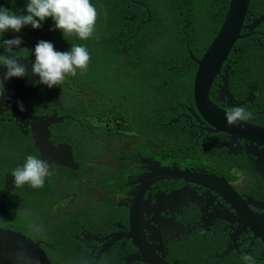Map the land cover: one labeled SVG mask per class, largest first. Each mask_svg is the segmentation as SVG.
<instances>
[{
    "label": "trees",
    "instance_id": "obj_1",
    "mask_svg": "<svg viewBox=\"0 0 264 264\" xmlns=\"http://www.w3.org/2000/svg\"><path fill=\"white\" fill-rule=\"evenodd\" d=\"M91 2L98 15L94 35L87 40L80 41L74 36L63 39L54 30L50 18L40 27L44 40L51 42L56 50L66 51L73 44H83L89 52L86 71L78 70L72 76L75 106L70 114L72 120H77L74 133L70 141L62 139L73 148L78 168H55L42 187L18 186L4 200L5 178L12 176L17 161H7L2 156L11 152L0 143V227L39 243L51 264H71L74 233L63 221L70 218L80 225L89 214L94 220L97 216L107 218L113 212L112 202L129 190L128 179L137 172L133 152L141 150L133 143L140 126L156 118L164 125L179 116L181 106L194 108L192 83L197 65L191 56L200 58L215 39L230 0ZM24 4L25 0H0V6L17 14H23ZM250 12L264 16V0H253ZM23 29L27 37L35 31L30 27ZM257 30L264 28L260 26ZM257 37L264 43V38ZM251 39L237 42L242 51L236 55L247 57L252 55V49L260 51V42ZM253 58L258 60L256 56ZM181 93L188 96V101H183ZM171 107L175 108L174 112ZM160 129L163 134L168 130ZM10 130H16L13 123L7 119L0 122V135ZM26 138L32 141L30 135ZM105 149L111 150L110 159L96 161ZM17 188L24 189L28 195L14 198ZM92 190H97L99 195L91 194ZM84 193L87 198L83 200ZM75 197L82 201L80 210L68 212L55 208ZM86 205L92 210L84 209ZM190 254L197 256L199 252L192 248L179 257V263L188 264ZM168 260L172 263V259ZM89 262L86 260V264Z\"/></svg>",
    "mask_w": 264,
    "mask_h": 264
},
{
    "label": "flooded vegetation",
    "instance_id": "obj_2",
    "mask_svg": "<svg viewBox=\"0 0 264 264\" xmlns=\"http://www.w3.org/2000/svg\"><path fill=\"white\" fill-rule=\"evenodd\" d=\"M261 16L257 17L250 12L245 27ZM261 26L264 28V23ZM21 31L24 29L22 28ZM34 32L30 37L26 36L25 40H22V49L16 52L17 58L29 62L34 59L31 55ZM40 33L35 38V44L45 38ZM243 33L247 34L246 31ZM14 35L17 34L6 32L3 39L12 38ZM257 36L264 38V31L256 30V33L250 37H253L251 41L260 42ZM235 47L240 48L238 45ZM259 47L260 51L252 49L250 56L236 57L237 59L231 57V60L224 64L232 72V75L228 76L231 97L226 96L218 100L221 78H217L210 92L211 101L222 112L236 106H242L250 111L251 117L244 121V124L254 130L252 136L238 138L232 134L215 133V129L199 116L195 104L194 108L181 106L179 116L169 123L163 125L157 119V122L149 125L147 129L140 127L136 135L143 134L151 140V153H147L144 158L150 160L155 168L176 167L201 177L221 179L236 190L235 193L246 204L249 212L261 216L264 215V158L246 154V148H250L264 157V140L258 135L259 131H264V43L260 42ZM2 51L0 49V52ZM38 86L39 84H36L33 91H36ZM73 86V77L67 76L58 87H45L35 98H27L20 103L24 113L39 114L41 116L38 117L53 119L56 124L51 128L49 139L55 145L65 143L62 139L70 141L71 134L74 133L73 127L77 120H72L70 114L75 106ZM182 87L181 84L179 91ZM250 95L251 98L248 100ZM180 96L183 101H188L187 95L181 93ZM192 100L194 102L193 95ZM171 108L174 112L175 108ZM187 110L188 115H186ZM3 117L8 123H13L16 130L0 135V143L8 147L11 152V154L4 152L2 156L7 161H17V166L27 155H36L40 158L34 141L32 140V143L26 138L27 135L31 136L29 134L31 129L22 131L19 124L11 121L8 113ZM160 127L168 128L165 134L161 132ZM258 162L260 166L257 165ZM134 164L137 172L128 179L129 190L116 197L117 205L111 215L107 218L97 216L94 220L89 214L80 225H76L77 222L71 221L70 218L63 221L73 229L74 233L72 239L75 241V248L71 264H86V260H90L89 264H93L91 260L95 264H141L136 258L142 257L133 246L132 240L123 236L131 233L129 219L136 210L140 211L139 215L142 217L140 225H143L145 239L151 245L162 249L165 262L169 264H180L179 257L188 251L191 252L194 247L199 254L197 256L190 254L188 264H241V257L244 254L252 255L257 264H264V241L249 230L246 221L243 222V218L241 220L236 209L227 204L225 199L214 190L191 183L156 180L140 194V198L134 199L133 193L138 186L135 185L136 179L153 171L148 165H141L138 160H135ZM17 189L14 198L18 195H28L24 189ZM183 189L193 190L196 193L195 198L203 197L205 200L197 205L190 201L191 197H188L182 203L177 202L156 211L158 197ZM93 192L99 195L97 190H92L90 193ZM78 199L80 198H71L68 203L63 206L55 205V208L68 212L80 210L82 201H77ZM135 203L138 205L131 211L132 204ZM256 205L259 207L257 208ZM114 234L121 236L113 245L105 249L107 251L104 254L100 255V249L108 243H103L102 240ZM88 236L99 238L100 241H92L86 238ZM153 236H157L154 243L150 241ZM228 248L230 250L224 256ZM168 258L172 259V263Z\"/></svg>",
    "mask_w": 264,
    "mask_h": 264
},
{
    "label": "water",
    "instance_id": "obj_3",
    "mask_svg": "<svg viewBox=\"0 0 264 264\" xmlns=\"http://www.w3.org/2000/svg\"><path fill=\"white\" fill-rule=\"evenodd\" d=\"M252 0H231L227 14L221 29L210 44L201 59H196L198 69L194 80V104L199 116L215 129V133L232 134L238 138H248L254 134V130L250 129L247 124L240 122L235 126L226 124L225 112L215 105L209 98V91L211 89L214 79L221 75V67L226 61L230 51L235 46L238 40L250 37V34L241 36L244 30V22L249 13V8ZM264 22V17L257 20L248 28L253 32ZM42 30L39 28L34 32L32 47L35 46V38ZM19 62L26 68V75L22 78H10L3 80L4 69L0 67V83H3L4 91L0 93V122H4V115L9 114L11 121L19 124L21 130L31 129V135L35 141V147L38 150L41 159L49 164V172L53 171L54 167H65L69 170H76L78 165L74 162L73 152L70 145L64 143L55 145L50 141L49 129L56 123L53 119L32 117L17 107L18 102H23L27 98H34L38 91L43 89V85L38 86L36 91H33L34 77L30 72L31 62L25 59H19ZM227 77L223 76L225 87L223 89L225 94L227 92ZM251 98L249 96L248 100ZM261 135V131L258 132ZM250 148H246V154H256ZM153 171L148 172L147 175L138 177L135 185H138L134 191V199L140 198V194L148 189L149 184L158 180H172L183 183H191L203 186L206 189L214 190L218 195L225 199V202L231 207L235 208L243 222L249 227V230L264 241V215L258 216L252 214L246 208V204L238 198V195L225 183L214 179L212 177H201L192 174L187 170H180L179 168H160L155 166ZM13 184L11 176L5 178V188L3 191V199L7 200L10 194L16 189ZM193 190L183 189L170 195L158 197L156 202V211H160L174 203H182L188 197H191L192 203L199 204L203 197L195 198ZM133 210L138 204H132ZM258 208L259 206L256 205ZM138 210L133 216H130L129 225L131 228L130 234H125L127 239L132 240L133 246L139 251L142 258L137 257L141 264H169L165 262L164 252L159 247L151 245L144 236V228L141 224V216ZM234 220V218H232ZM121 235L114 234L102 242H108L103 248V251L109 245H113ZM88 238V237H86ZM157 236L150 238L152 243L155 242ZM92 241H99V238H88ZM87 240V239H86ZM229 248L225 251L224 256L229 252ZM0 264H51L38 243L31 239L13 232L11 230L0 228Z\"/></svg>",
    "mask_w": 264,
    "mask_h": 264
},
{
    "label": "clouds",
    "instance_id": "obj_4",
    "mask_svg": "<svg viewBox=\"0 0 264 264\" xmlns=\"http://www.w3.org/2000/svg\"><path fill=\"white\" fill-rule=\"evenodd\" d=\"M252 2L253 0L251 1V4ZM249 13H250V8H249ZM249 13L245 19L243 31H246L247 34H250L252 36L254 33H256V30L260 28L261 25L258 28H256V30H254L253 32H250L248 28H250L253 25V23L256 22L257 20L253 21L251 25L245 27V23L249 18ZM97 15H98L97 9L92 4L91 0H25L23 14H17L16 12H13L10 9L0 6V49L3 50L2 52H0V67H2L5 70L3 75V80H8L10 78H23L26 75L25 66L19 62V58H17L16 56V52L22 49L21 48L22 40L19 38L18 35H14L10 39H3L4 33L11 32L14 34H18L20 33L21 29L24 27H30L31 29L36 30L42 26L45 20L50 18L54 30L59 31L63 39L68 36H74L76 39L80 41H84L91 38L94 35ZM262 17L264 16H261L260 18H258V20L261 19ZM243 31L241 33V36H244ZM237 42L235 46L237 45ZM235 46L230 51L226 61L223 63L221 67V75H218L214 79L211 86L212 89L217 78H221L222 81L219 86L220 94L218 100H222L226 96L231 97L229 93L228 77H227L228 94H225L223 91L225 87V81L223 79V76L232 75V72L230 71L229 67L224 64L229 62V60H231V57H233L234 59L239 58V56L236 54L237 52L242 51V48L241 49L236 48ZM234 52H236L235 56L237 58L233 55ZM31 55L34 59L30 64V72L34 77L38 78L33 82L34 86L36 84H40L47 88H52L53 86L58 87L65 80L67 76H75L78 70L80 73L86 71L90 59L89 52L83 46V44H73L66 51H58L54 48L51 42L45 40L37 41V43L31 50ZM201 57L198 58V60L201 59ZM191 60L196 63L195 61L196 58H194L193 56H191ZM197 69H198V65L193 77V83H192L193 90H194V80ZM211 89L209 91V98H210ZM3 91H4L3 83H0V93H3ZM231 104L232 102L230 103V105ZM17 107L20 111L24 110L23 106L19 102L17 103ZM250 117H251L250 111L242 106L233 107L225 112L226 124L230 126H235L240 122L247 121L248 119H250ZM155 122H157V118L153 121L145 122L140 127H144L145 129H147L149 125H153L155 124ZM260 137L262 140H264L263 130L261 131ZM133 143L141 148V150L137 152H133L135 160H138L140 164L143 166L148 165L150 168H153L154 165L152 164V162L150 160H145L144 158L147 155V153H151L150 149L152 147V142L149 139V137L143 134L136 135ZM252 155L258 156L260 158H264L261 153H256ZM257 165L260 166V163L258 162ZM179 169L182 170L181 168ZM48 170H49V164L43 159H41V157L39 158L36 155H27L23 163L12 170V177H11L12 182L16 186H23L27 184L34 189L40 188L43 186L47 175L50 174V172L48 174ZM212 178L225 183L234 192L236 191L232 186H230L225 181L215 177ZM112 203H113L112 207L114 209L115 206L117 205L116 200L115 202ZM131 211H133L132 207H131ZM103 248L100 249L99 251L100 255L104 254L107 251V250L103 251ZM241 264H257V261L252 255L244 254L241 257Z\"/></svg>",
    "mask_w": 264,
    "mask_h": 264
},
{
    "label": "rangeland",
    "instance_id": "obj_5",
    "mask_svg": "<svg viewBox=\"0 0 264 264\" xmlns=\"http://www.w3.org/2000/svg\"><path fill=\"white\" fill-rule=\"evenodd\" d=\"M17 35L19 36V38H20L21 40H25V37L27 36L26 33H25V31H20V33H18ZM110 157H111V150L107 149V150H105V152L103 153L102 157H101V156L98 157V158L96 159V161H101L102 159H106V160H108V159H110ZM117 161H118V160H117ZM11 177H12V176H11ZM81 197H82V199L84 200V198H87V195L84 193ZM83 208H84V209L92 210V209H91L92 207L89 206V205H86V206H84Z\"/></svg>",
    "mask_w": 264,
    "mask_h": 264
},
{
    "label": "bare ground",
    "instance_id": "obj_6",
    "mask_svg": "<svg viewBox=\"0 0 264 264\" xmlns=\"http://www.w3.org/2000/svg\"><path fill=\"white\" fill-rule=\"evenodd\" d=\"M41 29V28H40ZM42 30V29H41ZM33 41V40H32ZM19 59H22V58H19ZM21 80H23V79H21ZM45 88V86L43 87V89ZM41 91V90H40ZM38 93H39V91H38ZM37 93V94H38ZM37 96V95H36ZM35 96V97H36ZM34 97V98H35ZM19 103H21V102H19ZM27 114V113H26ZM29 115V114H28ZM31 116V115H30ZM32 117H35V116H32ZM37 118H49V117H37ZM50 119V118H49ZM4 122H5V120H4ZM3 123V122H2ZM17 124V123H16ZM55 125H53V126H51V128L52 127H54ZM51 128L49 129V132L51 131ZM29 134H31V132L29 133ZM28 136V135H27ZM32 136V135H31ZM32 140L34 141V139H33V137H32ZM62 144H64V143H62ZM34 146H35V141H34ZM36 148V147H35ZM62 168H65V167H63V166H61ZM55 168H58V167H54L53 169H55ZM1 228V227H0ZM2 229H5V228H2ZM7 230H10V229H7ZM12 231V230H11ZM13 232H15V231H13ZM16 233H18V232H16ZM20 234V233H19ZM88 238H91L90 236H88Z\"/></svg>",
    "mask_w": 264,
    "mask_h": 264
}]
</instances>
